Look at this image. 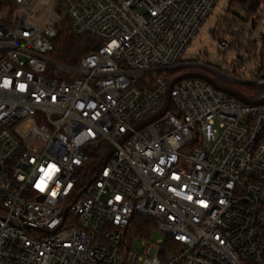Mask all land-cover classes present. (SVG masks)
Listing matches in <instances>:
<instances>
[{
  "label": "built area",
  "instance_id": "2783aa9c",
  "mask_svg": "<svg viewBox=\"0 0 264 264\" xmlns=\"http://www.w3.org/2000/svg\"><path fill=\"white\" fill-rule=\"evenodd\" d=\"M230 1L9 0L0 9V264H264V103L188 78L160 118L135 129L160 112L166 72L178 67H204L264 99L263 32L251 54L216 56L223 71L183 64ZM66 28L99 43L76 67L50 58ZM215 43L228 54V37ZM135 215L164 236L152 256L149 241L131 249Z\"/></svg>",
  "mask_w": 264,
  "mask_h": 264
},
{
  "label": "rangeland",
  "instance_id": "374dc122",
  "mask_svg": "<svg viewBox=\"0 0 264 264\" xmlns=\"http://www.w3.org/2000/svg\"><path fill=\"white\" fill-rule=\"evenodd\" d=\"M259 12L257 18L254 19V23L251 24V18L237 5L219 2L215 10L202 26L201 31L196 38L192 40L186 48L182 58L183 64L191 65L199 63L203 65H214L218 71H223L224 65L216 63L214 59L216 56H219L220 59H223L224 57L225 60H229L233 58V56L241 55L244 52L251 54V49L253 48V44H255V40H257V36L261 32L264 33L263 4H261ZM209 25L212 27V35L205 34ZM252 27L255 30L254 33L250 31V28ZM221 36L224 38L228 37L229 39L230 49L228 50V54H222L216 50L215 41ZM199 50L203 51L201 52V55L197 57ZM230 85L246 90L245 94H253L256 92L254 87L234 84ZM163 239L164 236L160 233H155L151 236L149 242L146 243V245L150 246V256L156 252L157 242L163 241ZM143 244L144 243L135 240L131 245V249L133 251L141 252Z\"/></svg>",
  "mask_w": 264,
  "mask_h": 264
},
{
  "label": "trees",
  "instance_id": "16d2710c",
  "mask_svg": "<svg viewBox=\"0 0 264 264\" xmlns=\"http://www.w3.org/2000/svg\"><path fill=\"white\" fill-rule=\"evenodd\" d=\"M9 0H0V9L8 4ZM231 4L237 5L247 16L252 19L257 18L260 11L261 0H231ZM53 51L50 58L57 63L68 67H76L79 59L87 53L98 48L99 43L87 37L74 36L68 29H58L57 36L52 40ZM264 56V53H263ZM205 73V71L185 68L166 72V75L171 79L185 73ZM210 74V73H209ZM214 81L224 87L235 90L242 95L245 94L244 89L237 88L226 82H223L219 77L212 76ZM157 233L155 223L152 219L135 215L129 223L126 236L129 240L149 241L153 234ZM169 243V240H165Z\"/></svg>",
  "mask_w": 264,
  "mask_h": 264
},
{
  "label": "water",
  "instance_id": "95a60500",
  "mask_svg": "<svg viewBox=\"0 0 264 264\" xmlns=\"http://www.w3.org/2000/svg\"><path fill=\"white\" fill-rule=\"evenodd\" d=\"M185 68H189V67H178V69H185ZM197 69H203V70H206L204 67H195ZM188 78H198V79H201L203 81H205L207 84H209L212 88H214L215 90L219 91V92H222V93H225L227 95H229L230 97H232L233 99L237 100L238 102L244 104V105H261L264 103V99L258 101V102H252L250 100H248L246 97H244L241 93L235 91V90H232V89H228V88H224V87H221L220 85H218L212 78L206 76V75H203V74H200V73H185L183 75H180L178 77H176L175 79H173L169 85H168V89H167V92H166V95H165V99H164V104L162 106V109L160 110V112L143 121L142 123L138 124L135 129L136 130H139L141 128H143L144 126L150 124L151 122L157 120L158 118H160L168 109V104H169V93H170V90L171 88L178 82L182 81V80H185V79H188ZM129 135L126 134L123 136L122 140H125ZM114 149L111 148L110 151L108 152V154L106 155L105 157V160L108 159V157L113 153Z\"/></svg>",
  "mask_w": 264,
  "mask_h": 264
},
{
  "label": "flooded vegetation",
  "instance_id": "af4514ba",
  "mask_svg": "<svg viewBox=\"0 0 264 264\" xmlns=\"http://www.w3.org/2000/svg\"><path fill=\"white\" fill-rule=\"evenodd\" d=\"M210 72H208V71H205V73H202L203 75H206V76H208V77H210V78H212L213 79V74L212 73H210ZM214 80V79H213Z\"/></svg>",
  "mask_w": 264,
  "mask_h": 264
}]
</instances>
